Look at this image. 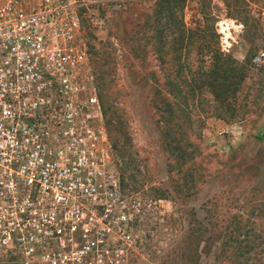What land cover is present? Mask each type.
Masks as SVG:
<instances>
[{
	"label": "rangeland",
	"instance_id": "1",
	"mask_svg": "<svg viewBox=\"0 0 264 264\" xmlns=\"http://www.w3.org/2000/svg\"><path fill=\"white\" fill-rule=\"evenodd\" d=\"M72 1L105 119L109 104L117 112L119 132L107 138L123 191L143 205L139 243L121 264H191L192 249L196 264H264V0H185L183 30L203 31L245 75L228 108L207 90L190 98L183 75V109L164 84L176 43L169 38L160 64L148 39L154 0ZM186 49L180 54L194 70ZM214 223L220 238L211 243Z\"/></svg>",
	"mask_w": 264,
	"mask_h": 264
},
{
	"label": "built area",
	"instance_id": "2",
	"mask_svg": "<svg viewBox=\"0 0 264 264\" xmlns=\"http://www.w3.org/2000/svg\"><path fill=\"white\" fill-rule=\"evenodd\" d=\"M79 32L72 0H0V264H121L139 243Z\"/></svg>",
	"mask_w": 264,
	"mask_h": 264
},
{
	"label": "trees",
	"instance_id": "3",
	"mask_svg": "<svg viewBox=\"0 0 264 264\" xmlns=\"http://www.w3.org/2000/svg\"><path fill=\"white\" fill-rule=\"evenodd\" d=\"M209 1L210 0H198V4ZM184 4L185 0H154L152 13L148 17L150 18V25H147V29H149L152 33L148 39L155 43L157 59L160 64L164 63L163 54L167 51L165 50V47L169 38L176 43V46L174 45L175 48L171 49V62L174 69V72L172 73L173 77L170 79L167 78L164 81V84L168 88L167 94L173 100H177L175 103L178 109L186 106L187 93H181L177 82L184 75L185 80H182V82L179 80V84H189L188 93L190 98L195 96L196 91L200 92L207 90L211 94L213 101L219 103L222 107L224 106L223 108H228L227 101L229 98L234 97L239 83L244 79L245 73L242 72V69L234 60L230 59L229 56L222 54L217 50V48L212 49L210 44H206L205 33L203 31H195L194 29V31L189 30L185 32L186 30H183L182 10ZM202 17L204 20L206 19L203 13ZM182 45L190 47L191 50L186 49L187 54L189 50H194V70L189 67V64L184 59V56L180 54V48ZM204 56H207V61H204ZM97 95L107 135L110 130L113 132H119V120L117 119L116 110H114L109 104L108 118L105 119L107 109L101 102L99 94ZM168 103L169 102L167 101L165 105H168ZM113 143V148H115V141H113ZM238 223L239 222L237 220L234 221L231 232H235V230L238 229L240 225ZM212 227V234L215 236H213L214 239L209 238L210 242H218V239L220 238V226L214 223ZM194 239L195 244L199 245V241H201V234L198 232ZM224 244H226V242H222V245ZM222 256L227 257L226 249L223 250ZM189 257L191 264L197 263L198 254H196V249H192Z\"/></svg>",
	"mask_w": 264,
	"mask_h": 264
}]
</instances>
